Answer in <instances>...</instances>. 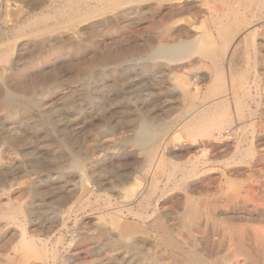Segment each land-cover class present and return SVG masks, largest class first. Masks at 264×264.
<instances>
[{"label": "bare ground", "instance_id": "bare-ground-1", "mask_svg": "<svg viewBox=\"0 0 264 264\" xmlns=\"http://www.w3.org/2000/svg\"><path fill=\"white\" fill-rule=\"evenodd\" d=\"M0 1L2 8L7 12L6 15L8 12L10 14L12 8L17 13L16 18H7L0 28V63L9 71L8 76L2 78L0 84V120L14 122L13 127L2 129L1 142L5 145L10 141L15 148L23 150L26 143L25 136L21 132L24 128L45 130L43 132H46V139L52 141L53 147L60 153V156L51 158L52 165L59 166L62 162L69 163L66 169L79 175L84 185V197L92 193L86 183L87 165L93 168L116 157L117 152L100 153L113 142L105 139V136L98 130L82 134L83 136L68 133L65 129L58 132L52 126L51 115L59 117L61 113L59 114L53 108L43 110L42 98H47L51 91H55L54 94L58 102L65 107L66 113L79 114L84 112V103L87 100L76 95V88H87L92 84L94 89L93 84H95L99 88L98 93L96 97L93 96L94 98L88 101L89 105L96 112H102V116L99 115L101 121L108 122L106 115L110 114V111L105 108L107 97L115 95L117 106L121 110L128 106L129 101L128 98L123 97L121 88L126 89L125 95L127 96L130 95V89L142 82H148L143 78L133 77L139 69L146 71L152 77L161 71L174 73L186 68H203L208 62L206 67H209L214 75L216 81L214 85L218 84L217 82L221 84H218L220 87L214 86L205 100L203 99L198 104L188 101L189 104L185 110L187 121L179 125L184 130L186 138L194 142L190 147L195 149L196 154L199 155V161L192 162L193 164L188 162L167 165V162L162 161L163 155L159 152L162 144L156 145V143H159L160 132L167 130L169 124L166 125L164 122L165 125L155 126L150 122L152 118L144 117L142 113L131 117L124 112L120 114L121 116L116 119L117 126L111 129L132 132V135L120 138L119 142H130L140 148L144 155L143 164H141L148 177L136 191L124 197L119 208H112L111 202L105 200L101 218L110 215L117 229L127 230V237L125 239L116 237L107 231L105 226L98 223L100 217H95L97 232L89 240L96 241V243L105 240L106 247L123 248L128 255L126 264H166L172 258L175 260L174 264H232L233 262L264 264V227L257 226L264 223V185L248 187L244 191L246 194L244 198L236 195L239 189L235 195H232L234 192H226V196L223 194L213 199L197 197L205 193V182L211 179V174H207L209 170L206 166L208 151L226 152L233 147L229 143L232 140L229 135L230 130H227L228 133L225 132L232 126L234 120L225 108L227 95H229L226 80L231 78L227 76L229 74H227L228 71L226 72V67L230 68L229 62L234 58L233 50L236 46L231 39V41L224 39L226 41L225 45L223 44L224 53L220 55V60H216V54L204 52L201 54V59L192 61L190 58L194 43L192 45L191 43L176 44L160 41L135 46L119 34L120 28L117 23L120 19L131 13L139 16L149 14L158 10L166 0ZM141 2L148 4L136 5ZM126 6L128 10H123ZM25 17H27L26 20H24ZM59 60L66 62L67 69L73 73V76L68 79L67 91L62 89L64 81L58 76V69L54 67L55 65L53 66ZM47 67H51L52 70L39 74L41 69ZM28 70L37 74L32 78H27L25 74ZM245 77H239L244 84L247 82ZM159 78L154 76L153 81L158 84ZM140 89L142 90L138 96L141 99L145 98L144 93L148 90L147 86ZM207 99L212 100L206 102ZM241 129L242 127L237 128V130ZM89 140L92 143L86 144ZM164 140L166 139L163 138ZM250 143L252 144V141ZM251 146L247 147V154L251 153ZM165 147L167 148L166 145ZM258 147L259 150L253 155L257 153L261 159H264V139ZM22 155L23 158L32 160L35 168L43 167L41 152L24 149ZM230 171L239 176L250 172L247 168H232ZM160 173L165 174L167 178L164 186H161L163 183L160 184L161 180L158 177ZM119 178L124 182V176L120 175ZM40 182L41 179L36 176L31 177L25 182L26 189H36ZM62 188H52V191L59 202L66 205L76 193L74 190L59 191ZM173 199L180 207L175 224L169 225L167 217L170 213H167L165 209L170 202H173ZM17 206L11 205L0 213V218L20 227L22 248L18 246L19 248L14 251L15 256L7 259L6 264L13 262L34 264L28 262L30 259L23 253L25 249L27 252L36 249L38 241L28 236L25 225L20 221L25 211ZM208 229L210 231L211 229L220 230L221 235L219 236L222 240L228 241L229 248L232 250L230 255L218 256L215 259H213L215 255L210 253L213 258H207L208 254L205 256L204 249L212 248L216 244L214 234ZM144 231L147 232V236L152 235L146 237L142 234L145 233ZM201 244L205 245L204 249L200 247ZM159 250H161L160 253H158Z\"/></svg>", "mask_w": 264, "mask_h": 264}, {"label": "rangeland", "instance_id": "rangeland-1", "mask_svg": "<svg viewBox=\"0 0 264 264\" xmlns=\"http://www.w3.org/2000/svg\"><path fill=\"white\" fill-rule=\"evenodd\" d=\"M140 4L145 6L148 3L141 2L136 5ZM10 10V14L8 12L6 15L7 12L2 8L0 1V28L7 18L17 17L16 11L13 8ZM123 10H128V7H124ZM171 13H173L172 16ZM117 24L120 28L119 34L135 46L160 41L176 44L191 43L192 45L194 43L190 58L192 61L201 59V54L204 52L216 54V60H220V55L224 53L223 48L226 42L224 39L232 40L236 46L233 50L234 58L229 62L230 68L226 67V72L228 71L227 74H229L227 76L231 78L228 77L229 79L226 80L229 95H227L225 108L234 120L232 126L225 132L228 133L230 130L229 135L232 140L229 143L233 147L226 152L208 151L206 166L209 170L207 174H211V179L205 182V193L197 197L213 199L223 194L226 196V192H234L232 195H235L239 189L236 195L244 198L246 196L244 191L248 187L264 185V159H261L257 153L253 155L259 150L258 146L264 139V0H166L158 10L144 16L131 13L120 19ZM208 64L207 62L203 68H186L181 72L161 71L152 77L146 71L139 69L140 73L137 70L133 77L137 76L148 82H142L130 89V95L127 96L125 95L126 89L121 88L123 97L129 99L128 106L121 110L117 106L115 95L107 97L105 108L112 114L106 115L108 122L101 121L102 112H96L89 105L88 101L96 97L98 93L99 88L95 84H93L94 89L92 84L87 88H76V95L87 100L84 105L88 107L84 106V112L79 114L66 113L65 107L58 102L55 91H51L47 98H42L44 100H42L43 103L41 102L43 110L53 108L59 114L61 113L59 117L51 115L52 126L58 132L65 129L68 133L85 135L98 130L105 136V139L113 142L100 153L117 152L116 157L93 168L87 165L86 183L92 193L86 197H84V185L79 175L66 169L69 163L62 162L59 166L52 165L51 158L60 156V153L53 147L52 141L46 139V132H43L45 130L24 128L21 132L25 136L26 143L23 150H37L42 154L43 167L38 169L34 167L32 160L23 158L22 149L15 148L10 141L3 145L0 139V213L11 205H18L17 207H22L25 211L20 221L25 225L28 236L38 241L36 249L28 252L24 250L23 255L30 259L28 262L34 264H126L128 255L123 248L106 247L105 240L101 243L89 240L97 232L95 217H100L98 223L105 226L106 230L116 237L123 239L127 237V230L117 229L110 215L101 218L105 200L111 202L112 208H119L124 197L136 191L148 177L143 171L144 155L140 148L130 142H119L120 138L132 135V132L113 131L111 128L117 126L116 119L121 116L122 112L128 117L142 113L144 117L152 118L150 122L155 126L169 124L167 130L160 132L159 143H156V145L162 144L159 151L163 155L162 161L167 162V165L196 163L200 158L198 159L199 155L196 154V150L190 147L194 142L186 138L184 130L179 125L187 121L185 110L189 104L188 101L198 104L203 99L205 100L214 86L221 85L219 82H217L219 85H214L216 81L209 67H206ZM53 66L58 69V76L64 81L62 89L67 91L68 79L73 76V73L67 69L66 62L63 60L57 61ZM50 70H52L51 67L41 69L39 74L50 72ZM8 74L9 71L0 63V84L2 78L7 77ZM36 74L28 70L25 75L28 76L27 78H32ZM154 76L160 77L158 84L153 81ZM238 76H246L247 82L245 81L244 84ZM144 86H147L148 90L144 93L146 97L141 99L138 94L142 90L140 88ZM211 100L207 99L206 102ZM0 122V133L2 129L6 130L14 126V122L10 120L2 121L1 119ZM240 127L242 129L237 130ZM163 138L166 140L163 141ZM91 143L90 140L86 142V144ZM80 144L82 145V141ZM248 146L252 147V154L246 153ZM232 168H247L250 172L239 176L230 171ZM120 175L124 176V182L119 178ZM35 176L41 179L39 186L36 189L27 190L25 182ZM158 177L161 180L160 184L163 183L161 186H164L167 183L166 175L160 173ZM56 187H63L59 190L63 192L74 190L76 194L68 204H61L57 196L53 195L52 188ZM173 197L175 198V195ZM179 207L174 199L166 206L165 211L170 213L167 217L169 225L175 224ZM263 224L257 226L264 227ZM208 230L214 234L216 244L210 247L211 249L208 247L204 249L205 245H200L204 249L205 256L208 254L207 258L211 259L215 255L213 258L215 259L218 256L230 255L232 250L229 248L228 241L222 240L219 236L221 235L220 230ZM144 232L142 234L145 236L147 232ZM151 235L148 234L146 237ZM18 246L22 248L20 227L0 218V264H6L7 259L13 258ZM160 252L161 250L158 253ZM168 262L174 264L175 260L172 258ZM12 264L20 263L13 262Z\"/></svg>", "mask_w": 264, "mask_h": 264}]
</instances>
